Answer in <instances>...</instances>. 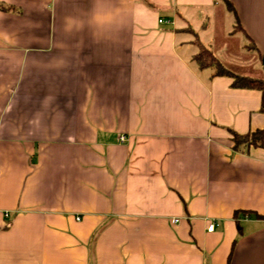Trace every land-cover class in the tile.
Segmentation results:
<instances>
[{
  "label": "crops",
  "instance_id": "1",
  "mask_svg": "<svg viewBox=\"0 0 264 264\" xmlns=\"http://www.w3.org/2000/svg\"><path fill=\"white\" fill-rule=\"evenodd\" d=\"M207 59L264 80V0H0V264H264L262 92Z\"/></svg>",
  "mask_w": 264,
  "mask_h": 264
},
{
  "label": "trees",
  "instance_id": "2",
  "mask_svg": "<svg viewBox=\"0 0 264 264\" xmlns=\"http://www.w3.org/2000/svg\"><path fill=\"white\" fill-rule=\"evenodd\" d=\"M201 52L205 55V50L201 49ZM209 58V57H208ZM210 59V58H209ZM207 59V60H209ZM216 65V73L218 76L230 77L234 79L233 87L239 89H257L262 92V111L264 112V80L256 79V78H248L242 77L234 74L233 72L225 69L220 61L217 59H212ZM210 61H205L204 66L206 64L209 65ZM232 132V141L234 144V150L246 151L247 149L261 148L264 149V129L257 130L254 132H250L245 135L238 134L234 131ZM260 220H264V216L257 215L256 216Z\"/></svg>",
  "mask_w": 264,
  "mask_h": 264
},
{
  "label": "rangeland",
  "instance_id": "3",
  "mask_svg": "<svg viewBox=\"0 0 264 264\" xmlns=\"http://www.w3.org/2000/svg\"><path fill=\"white\" fill-rule=\"evenodd\" d=\"M196 44V43H195ZM197 44L198 45H200V43H199V41H197ZM210 61V63H209V65L211 64V65H213L214 66V68H215V70H216V65H215V63H214V61H212V60H209ZM224 67V66H223ZM229 67H230V69H234L236 66H231V65H229ZM225 69H227L226 67H224ZM238 68L236 67V70H237ZM245 69H248L249 71H250V66H245ZM228 70V69H227ZM230 71V70H229Z\"/></svg>",
  "mask_w": 264,
  "mask_h": 264
},
{
  "label": "built area",
  "instance_id": "4",
  "mask_svg": "<svg viewBox=\"0 0 264 264\" xmlns=\"http://www.w3.org/2000/svg\"><path fill=\"white\" fill-rule=\"evenodd\" d=\"M162 22V21H161ZM126 140V138L125 137H120V141L121 142H124ZM0 171H1V169H0ZM173 222L174 223H179V220L178 219H175V220H173ZM214 231V225H211L209 228H208V232H213Z\"/></svg>",
  "mask_w": 264,
  "mask_h": 264
}]
</instances>
